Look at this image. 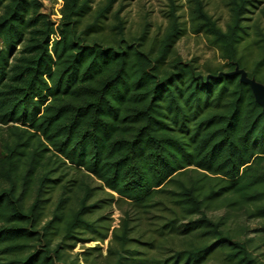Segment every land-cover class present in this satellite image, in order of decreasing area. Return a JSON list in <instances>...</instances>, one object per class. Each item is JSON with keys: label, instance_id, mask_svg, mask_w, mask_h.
<instances>
[{"label": "trees", "instance_id": "1", "mask_svg": "<svg viewBox=\"0 0 264 264\" xmlns=\"http://www.w3.org/2000/svg\"><path fill=\"white\" fill-rule=\"evenodd\" d=\"M117 1L0 0V264H264V107L219 75L264 82V0L224 26L168 0L157 31ZM188 32L224 62L184 59Z\"/></svg>", "mask_w": 264, "mask_h": 264}, {"label": "rangeland", "instance_id": "2", "mask_svg": "<svg viewBox=\"0 0 264 264\" xmlns=\"http://www.w3.org/2000/svg\"><path fill=\"white\" fill-rule=\"evenodd\" d=\"M100 1V0H96ZM180 4V13L183 15L182 19L188 18L187 15V0H176ZM41 10L48 12L54 21H58L61 13L60 8L63 0H41ZM124 4L122 13L126 15L128 19V27L135 30L139 24L147 19L152 22V30L157 31L163 29L167 23L165 11L167 9L168 0H118L115 3V7L120 4ZM207 8L214 14L218 21L223 26L229 17V9L225 3V0H206ZM256 15V14H255ZM177 48L184 59L190 60L196 58L198 63L203 67L206 64H219L224 62L219 56L218 50L211 46L202 34H194L188 32L177 43ZM204 68V67H203ZM1 132V131H0ZM2 152V145L0 139V154ZM97 184V182H95ZM104 212L111 213L112 223L117 225L121 216V211L116 205L108 207ZM220 213L222 210L219 211ZM258 220L250 221L252 227L257 226ZM98 241L80 242L75 247L73 255L76 252L81 251V246L95 245ZM104 252L107 246V240L102 243ZM84 264V263H81Z\"/></svg>", "mask_w": 264, "mask_h": 264}, {"label": "water", "instance_id": "3", "mask_svg": "<svg viewBox=\"0 0 264 264\" xmlns=\"http://www.w3.org/2000/svg\"><path fill=\"white\" fill-rule=\"evenodd\" d=\"M223 74H239L240 80L251 86L256 101L264 107V82L258 80L254 76H250L247 70L243 67H240L239 64H236L235 68L229 72L221 71L219 73L220 76Z\"/></svg>", "mask_w": 264, "mask_h": 264}]
</instances>
